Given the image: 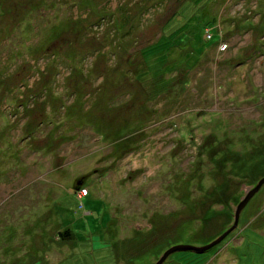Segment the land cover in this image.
Returning a JSON list of instances; mask_svg holds the SVG:
<instances>
[{"label":"rangeland","instance_id":"rangeland-1","mask_svg":"<svg viewBox=\"0 0 264 264\" xmlns=\"http://www.w3.org/2000/svg\"><path fill=\"white\" fill-rule=\"evenodd\" d=\"M259 161L264 0H0V264L203 245ZM208 251L163 264H264V185Z\"/></svg>","mask_w":264,"mask_h":264},{"label":"water","instance_id":"water-1","mask_svg":"<svg viewBox=\"0 0 264 264\" xmlns=\"http://www.w3.org/2000/svg\"><path fill=\"white\" fill-rule=\"evenodd\" d=\"M80 184L81 183L78 182V185L75 187V189L79 190ZM263 185H264V176L257 182V184L254 187L246 191L245 196L241 199L239 204L236 206L235 213H234L233 226L230 229H228L226 232H224L221 236L217 237L215 240L205 245H194V244L173 245L163 253V255L159 258V260L155 264H163L165 260L174 252L193 251V252L201 254V253H204L210 250L217 244H219L223 239H225L228 236V234H230L234 229L237 228L243 209L246 207L249 201L253 198V196L262 188Z\"/></svg>","mask_w":264,"mask_h":264},{"label":"trees","instance_id":"trees-1","mask_svg":"<svg viewBox=\"0 0 264 264\" xmlns=\"http://www.w3.org/2000/svg\"><path fill=\"white\" fill-rule=\"evenodd\" d=\"M259 163L263 166V168H264V161H259ZM260 171V170H259ZM261 173H263V176H264V169L262 170V172ZM260 174V173H259ZM262 176V177H263ZM58 235L60 236V237H62V238H64V239H67V238H72V232H71V230H63V231H60L59 233H58ZM216 238H213V239H210V240H208L205 244H208V243H210L211 241H213V240H215ZM205 244H203V245H205ZM202 245V244H201ZM208 252H210V251H206V252H204V253H201V254H206V253H208ZM197 254H199V253H197ZM198 256H205V255H198ZM199 257V258H200ZM198 258V257H197ZM197 262H200V260H197ZM195 264V263H194Z\"/></svg>","mask_w":264,"mask_h":264},{"label":"built area","instance_id":"built-area-1","mask_svg":"<svg viewBox=\"0 0 264 264\" xmlns=\"http://www.w3.org/2000/svg\"><path fill=\"white\" fill-rule=\"evenodd\" d=\"M85 192H87V190H85Z\"/></svg>","mask_w":264,"mask_h":264},{"label":"crops","instance_id":"crops-1","mask_svg":"<svg viewBox=\"0 0 264 264\" xmlns=\"http://www.w3.org/2000/svg\"><path fill=\"white\" fill-rule=\"evenodd\" d=\"M83 198V197H82Z\"/></svg>","mask_w":264,"mask_h":264}]
</instances>
